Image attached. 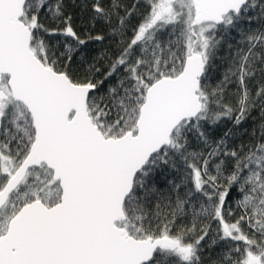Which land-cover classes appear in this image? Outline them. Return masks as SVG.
<instances>
[{
    "label": "snow or ice",
    "instance_id": "obj_1",
    "mask_svg": "<svg viewBox=\"0 0 264 264\" xmlns=\"http://www.w3.org/2000/svg\"><path fill=\"white\" fill-rule=\"evenodd\" d=\"M0 264H264V0H0Z\"/></svg>",
    "mask_w": 264,
    "mask_h": 264
}]
</instances>
